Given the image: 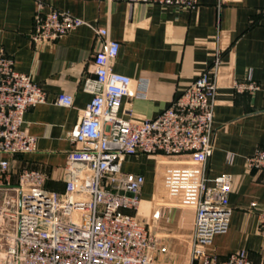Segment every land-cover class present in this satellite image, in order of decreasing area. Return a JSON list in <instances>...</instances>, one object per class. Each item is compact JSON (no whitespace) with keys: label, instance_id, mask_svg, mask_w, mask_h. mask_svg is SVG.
Wrapping results in <instances>:
<instances>
[{"label":"crops","instance_id":"crops-1","mask_svg":"<svg viewBox=\"0 0 264 264\" xmlns=\"http://www.w3.org/2000/svg\"><path fill=\"white\" fill-rule=\"evenodd\" d=\"M41 1L44 13L67 12L84 25L59 41L37 44L31 36L39 1L0 0V53L47 92V101L30 109L23 124L37 138V149L11 156L13 167L43 171L50 177L48 189L64 188L72 149L67 135L92 99L84 83L95 76L94 54L103 48L95 28H109L120 43L114 71L133 79V90L139 80L148 83L144 98L126 97L122 103L121 114L137 121L158 116L220 55L208 161L139 155L127 158L123 170L143 175L145 183L153 170L139 215L164 237L173 230V250L183 255L189 250L201 178L231 176L229 229L215 235L207 250L222 260L244 250L254 264H264L259 231L264 173L247 167V158L264 149V0H198L192 10L127 0ZM250 76L259 90L236 92L235 84ZM61 94L73 97L72 107L56 104ZM152 157L155 164L149 168L145 162Z\"/></svg>","mask_w":264,"mask_h":264},{"label":"built area","instance_id":"built-area-1","mask_svg":"<svg viewBox=\"0 0 264 264\" xmlns=\"http://www.w3.org/2000/svg\"><path fill=\"white\" fill-rule=\"evenodd\" d=\"M38 1L31 36L35 43L59 41L84 25L67 12L44 13ZM127 1L189 10L198 5V0ZM95 35L103 48L94 54L95 76L84 83L92 99L67 135L72 149L60 191L47 188V173L13 167L11 156L37 149V138L23 124L30 109L47 101V92L0 53V264H254L244 250L223 260L207 250L215 235L229 229L231 176L201 178L189 250L183 255L173 250V230L164 237L139 215L145 177L123 170L127 158L139 155L208 161L214 147L220 55L158 116L137 121L121 114L122 103L126 97L144 98L148 83L139 80L133 90L134 80L113 69L120 43L111 38L109 28H95ZM259 88L252 76L234 87L238 93ZM56 104L70 108L73 97L61 94ZM247 167L264 173V149L247 158ZM259 231L264 235V209Z\"/></svg>","mask_w":264,"mask_h":264},{"label":"rangeland","instance_id":"rangeland-1","mask_svg":"<svg viewBox=\"0 0 264 264\" xmlns=\"http://www.w3.org/2000/svg\"><path fill=\"white\" fill-rule=\"evenodd\" d=\"M144 156H146V155H144ZM145 164L148 165L147 167L152 168L153 165L155 164V161H154L153 157L147 159ZM152 171L153 170L151 169L150 176L148 177L147 183H145L144 190H146L147 187H148V184H150L152 182V179H153V172ZM3 199H4V196H0V204L2 203Z\"/></svg>","mask_w":264,"mask_h":264}]
</instances>
